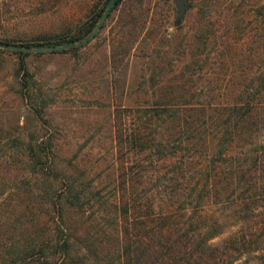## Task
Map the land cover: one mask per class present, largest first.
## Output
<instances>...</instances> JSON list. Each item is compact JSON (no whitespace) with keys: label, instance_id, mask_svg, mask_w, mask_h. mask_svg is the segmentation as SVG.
I'll return each mask as SVG.
<instances>
[{"label":"trees","instance_id":"trees-1","mask_svg":"<svg viewBox=\"0 0 264 264\" xmlns=\"http://www.w3.org/2000/svg\"><path fill=\"white\" fill-rule=\"evenodd\" d=\"M105 3L65 41L89 32ZM124 15L123 21L132 18L131 6ZM209 36L199 37L201 49ZM240 44L221 41L232 50L216 51L218 42L190 57L156 83L162 92L153 103L125 107L118 149L126 150L118 155L114 199L104 200L80 170L50 176L53 151L43 140L27 142V163L45 175L36 194L47 196L48 232L21 245L0 244V264H264V64L249 81L228 82L235 69L227 67ZM20 65L24 95L29 75ZM215 73L223 75L216 85L198 89L216 99L194 97V75ZM11 141L21 143L18 135ZM89 218L95 224L86 228L74 223ZM106 219L117 227L116 250L100 255L105 228L96 224Z\"/></svg>","mask_w":264,"mask_h":264},{"label":"rangeland","instance_id":"rangeland-1","mask_svg":"<svg viewBox=\"0 0 264 264\" xmlns=\"http://www.w3.org/2000/svg\"><path fill=\"white\" fill-rule=\"evenodd\" d=\"M104 1L0 0V43L30 47L68 43L65 39L97 17ZM130 6L132 18L123 21ZM176 8L174 0H123L81 45L39 51L0 45V244L21 245L48 232L47 196L36 194L45 175H36L27 163V142L43 140L53 151L56 168L50 176L82 171L81 177L90 179L104 200L114 199L118 155L126 150L118 149L126 106L153 103L162 92L156 83L171 71L176 73L190 57L216 49L221 41L241 43L229 61L227 70L235 73L228 82H247L262 69L264 0H186L179 18ZM203 34L210 35L211 42L201 49ZM220 49L232 50L226 45L216 51ZM21 63L29 75L24 95L18 83ZM198 75L194 97L216 99L198 87L216 85L223 75L209 74L205 79ZM16 135L19 144L11 141ZM93 222L74 220L79 230ZM96 225L105 228L100 255L105 249L116 250L117 227L111 228L108 219Z\"/></svg>","mask_w":264,"mask_h":264},{"label":"water","instance_id":"water-1","mask_svg":"<svg viewBox=\"0 0 264 264\" xmlns=\"http://www.w3.org/2000/svg\"><path fill=\"white\" fill-rule=\"evenodd\" d=\"M176 3V18H179L186 6V0H174ZM114 0H106L104 10L102 11L101 15L99 16L97 22L95 23L94 27L90 30V32L81 40L76 42H68L63 43L60 45H46L44 47H30V46H20V45H8L6 43H0V45L3 46H9L13 49H19V50H27V51H39V50H50V49H58V48H67V47H74L81 45L88 41L99 29L100 25L102 24L103 20L106 18L108 12L110 11Z\"/></svg>","mask_w":264,"mask_h":264}]
</instances>
